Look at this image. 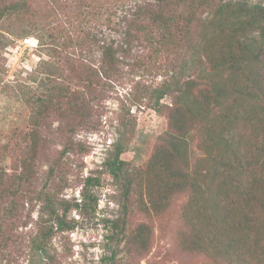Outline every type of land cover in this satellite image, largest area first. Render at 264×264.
Instances as JSON below:
<instances>
[{
	"label": "trees",
	"instance_id": "trees-1",
	"mask_svg": "<svg viewBox=\"0 0 264 264\" xmlns=\"http://www.w3.org/2000/svg\"><path fill=\"white\" fill-rule=\"evenodd\" d=\"M113 9L101 0H0V50L15 38L34 36L47 56L34 72L42 90L27 102L33 129L26 157L13 174L0 167V264H19L24 244L30 262L52 264L53 236L69 225L49 182L33 186L40 128L51 112L86 118L89 91L126 66L163 77L130 100L163 114L167 128L135 171L121 157L130 138L118 128L104 164L121 182L125 201L135 195L139 211L163 213L185 193L175 236L183 251L205 254L213 264H264V4L135 0L118 20ZM93 20L120 38H98L81 27ZM166 96L169 103L162 102ZM58 167L49 168V178ZM97 182L83 179L77 208L95 202ZM37 200L34 231L24 243L19 228L29 223ZM150 235L142 223L130 239L146 249Z\"/></svg>",
	"mask_w": 264,
	"mask_h": 264
},
{
	"label": "rangeland",
	"instance_id": "rangeland-1",
	"mask_svg": "<svg viewBox=\"0 0 264 264\" xmlns=\"http://www.w3.org/2000/svg\"><path fill=\"white\" fill-rule=\"evenodd\" d=\"M101 1L111 2L114 20H118L135 0ZM239 1L264 4V0ZM81 27L98 38H120L115 30L95 20L83 22ZM91 55L96 60L99 52L95 50ZM46 58L34 36L15 38L0 50V167L6 174H13L12 168H19L26 157L27 138L33 129L32 108L27 102L34 90H42L37 84L39 79L34 80V72L40 60ZM60 78L58 82L63 83L65 76ZM162 78L155 71L126 66L118 77L101 78L89 91L86 118L68 119L52 112L45 116L40 128V150L32 162L36 171L33 186L39 190L49 182L58 212L69 225L53 236L52 264H213L205 254L183 251L176 243L185 193L173 198L166 212L139 211L136 196L126 202L121 182L108 173L104 164L118 137V128L127 134V140L130 138L121 154L128 162L127 168L135 171L146 163L158 136L167 128V121L145 101L132 103L130 98ZM162 102L169 103L170 97ZM121 120L125 121L123 126ZM70 142L69 151H65ZM54 164H59L57 173L49 178L48 170ZM86 176L98 181L92 186L95 202L91 200L80 209L74 204L81 199L80 189ZM39 206L38 200L33 202L29 223L19 228L24 243L34 231ZM28 209L30 204L26 203L24 215ZM142 223H147L151 231L146 249H140L130 239L131 231ZM24 245L19 264H36L29 261Z\"/></svg>",
	"mask_w": 264,
	"mask_h": 264
}]
</instances>
